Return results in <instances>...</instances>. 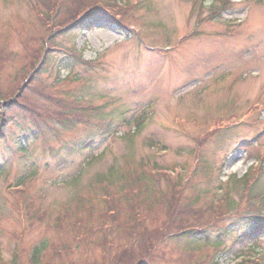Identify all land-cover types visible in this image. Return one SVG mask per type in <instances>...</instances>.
Instances as JSON below:
<instances>
[{
  "label": "rangeland",
  "instance_id": "374dc122",
  "mask_svg": "<svg viewBox=\"0 0 264 264\" xmlns=\"http://www.w3.org/2000/svg\"><path fill=\"white\" fill-rule=\"evenodd\" d=\"M53 1L0 0L2 98L55 120L7 114L0 264H264V236L237 240L251 225L224 232L264 215V0ZM93 6L111 21L70 31ZM192 224L210 244L176 236Z\"/></svg>",
  "mask_w": 264,
  "mask_h": 264
},
{
  "label": "trees",
  "instance_id": "16d2710c",
  "mask_svg": "<svg viewBox=\"0 0 264 264\" xmlns=\"http://www.w3.org/2000/svg\"><path fill=\"white\" fill-rule=\"evenodd\" d=\"M43 2H44V5H45V1H43ZM58 2H59V0H58ZM58 2L56 0L53 1V3H55V4H57ZM110 15H111V13L106 8H102V7H99V6H93V8L87 10L81 17L77 18L74 22H72V24L70 25L69 29L72 32L73 31H77V30H79L81 32V31H83V27L89 26L91 24H94V23L98 22V20H101V21L110 20V18H109ZM72 56H73L74 59H76V60H78L80 62H83L84 64L85 63L86 64H91L92 63V62H89L88 60H84L83 58L77 56L76 53H74ZM50 60H51V57L48 56V54H44L43 57L39 56L37 58V62H39V64H40L39 67H38L39 73H42L45 69L48 68V66H46L45 63L47 61L50 62ZM30 79L32 80V79H36V78L32 77ZM26 88H28V87H26ZM26 88L24 90H26ZM31 90H33V87L31 88ZM37 96H39L41 98H44L47 101H49L50 103H52V99L50 98L49 94L45 90H43V92H41ZM30 104H33V103L28 102V99H25L22 96H18L17 99H15V98L11 99V101H4L3 98H2V95L0 93V137L3 134L2 130L10 122V117H7V114L9 112H12L15 107H17L19 109L25 108L28 111H30V117L35 119V121L43 119L44 117H48L49 120H54V118L51 117V113H49L48 116H44L43 117V116H41L39 114L38 111L37 112L31 111L30 107H28V105H30ZM83 109H84V111L86 110L85 108H83ZM71 121H73V120L70 119V118H66L65 120H61L60 123L61 124H66L67 122H71ZM69 125L70 124H67L66 126H69ZM42 131L43 130L40 128V133ZM35 133L36 132L34 131V133H33L34 135H33L32 139L37 137L35 135ZM25 149H26L25 146L23 144H21L20 150L24 151ZM140 173L144 174L146 177L149 176L147 171H145L144 169H142V167H140L138 173L133 176V179ZM249 176H250V174L247 173L246 175H244V176H242L240 178H236L235 181H234V184L237 186V185H239L240 182H242L244 184L245 191H247L248 185H249L247 181L249 179L248 178ZM28 177H29V175H25V177L20 179L18 182L19 183H24L26 181V179H28ZM105 177L108 179V181H109V178H111V177L115 178L111 182H107L108 186L113 184L114 181H116V180L119 181V179L120 180L123 179V178L121 179L120 177H115V172L113 171V169H111V172L109 174H107ZM260 177H259V179H260ZM116 178H118V179H116ZM101 179H104V177H100L98 180H101ZM124 179L126 180V182H125V184H123L122 187L131 188V187L134 186V184H133V186H129L128 180H131L130 178L128 179V177H124ZM105 180L106 179H104V181ZM147 180H148V178L143 182V184H135V185H144V183L147 182ZM179 183H182V181H179ZM146 189H147V191H150V188H148V186H146ZM138 191H139V189L137 188V192ZM124 192L130 193L131 190L126 189V190H124ZM263 193L264 192L259 193V195L253 196V198L254 197H259L260 195H261L260 198H264ZM227 196H228V194H227ZM122 197L128 198V195L127 194H123ZM225 198L222 199L221 202L225 203L228 208L232 207L234 205V201L232 199H230V195H229V197L227 199H225ZM226 200H228V201L226 202ZM170 205L173 207V204H170ZM256 205H257V207H255V209L256 208L257 209H256L255 213H252V214L243 213V214H241V216H237L232 221L231 225L227 226L228 228H226V231H224V232H226V234H229L234 229L232 225H233V223H235V225H242V224L251 225L250 230L242 232V234L237 237V240L244 238L246 241H253V239H256V238H258L259 235H262L263 232H264L262 230V225L264 224V215L263 216L260 215V212L258 210V209H262V206L259 205V204H256ZM209 206H212V204H210ZM218 211H219V213L217 214L216 212H218ZM198 212H201V210L200 211L196 210V211H194V213L190 212L189 215L195 216L196 214H198ZM215 215H216V218L221 217L220 207L215 210ZM206 224H209V223H206ZM199 227H200V225L199 226H197L195 224L188 225V227H187L188 230H184L182 232H179L178 234H176V233L175 234H176V236H178L181 233H183V235H189V234L194 233L192 235V239L193 240H195L196 242H204V244H210L211 243L210 242L211 239H210L209 233L206 232L207 228L206 227L199 228ZM260 228H261V230H258ZM214 239H215V242L219 245V247H221V245L224 242V239H222V238H214ZM231 249H232V247H231ZM237 251H238V249H237ZM37 254L38 255L40 254V250L37 252ZM34 255H35V253H34ZM134 256H135V254L132 255V258H134ZM135 262L136 261H133L134 264H136ZM36 263H37V261H36ZM240 264H245V263L243 261V263H240Z\"/></svg>",
  "mask_w": 264,
  "mask_h": 264
}]
</instances>
